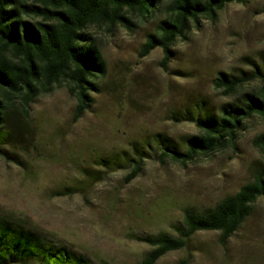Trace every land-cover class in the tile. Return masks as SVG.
<instances>
[{
  "label": "rangeland",
  "instance_id": "rangeland-1",
  "mask_svg": "<svg viewBox=\"0 0 264 264\" xmlns=\"http://www.w3.org/2000/svg\"><path fill=\"white\" fill-rule=\"evenodd\" d=\"M128 16L129 28L87 29L107 72L89 92L90 107L82 116L75 119L78 100L62 81L29 105L24 147L5 146L0 152V216L62 241L95 264H141L151 247L128 233H175L172 225L183 222L184 207L214 206L251 181L264 162V152L253 145L264 132V118L256 115L246 120L234 146L209 157L187 165L147 159L130 182L125 180L130 170L121 169L86 183L82 193L59 194L85 185L81 170H98V157H122L133 144L153 143L158 134L180 141L200 133L193 122L171 120V112L203 101L218 107L230 101L214 86L219 72L264 67V0L230 3L215 20L201 18L172 47L167 70L161 48L139 55L165 18L164 9L147 19ZM25 115L17 103L14 118ZM220 236L198 232L185 248L156 264H264V196L226 243Z\"/></svg>",
  "mask_w": 264,
  "mask_h": 264
},
{
  "label": "trees",
  "instance_id": "trees-1",
  "mask_svg": "<svg viewBox=\"0 0 264 264\" xmlns=\"http://www.w3.org/2000/svg\"><path fill=\"white\" fill-rule=\"evenodd\" d=\"M250 0H0V152L5 146L23 148V134L30 128L28 107L37 97L52 92L67 81L78 100L75 119L90 107L89 92L107 72L106 61L87 29L94 25L130 27L129 13L147 19L163 8L159 21L140 50V57L161 48L162 66L168 69L172 47L201 18L215 20L230 3ZM216 90L228 97L213 107L205 103L172 111L170 119L193 122L200 133L175 140L158 134L153 143L137 142L122 157H98V170L83 168L85 185L66 187L61 195L82 193L114 171L130 170L126 182L137 178L147 159L171 160L181 165L198 157H209L234 146L246 120L264 118V67L241 70L239 74L219 72ZM17 103L25 118H14ZM253 145L264 152V132ZM25 149V148H24ZM264 196V162L251 181L214 206L183 208V222L172 225L175 233L130 232L128 237L148 244L151 250L141 264L156 262L171 251L185 248L198 232L219 231L222 243L232 237L251 215L254 203ZM0 264H95L87 255L19 221L0 216Z\"/></svg>",
  "mask_w": 264,
  "mask_h": 264
}]
</instances>
